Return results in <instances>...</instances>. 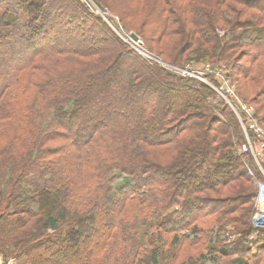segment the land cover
I'll return each instance as SVG.
<instances>
[{"label": "trees", "instance_id": "trees-1", "mask_svg": "<svg viewBox=\"0 0 264 264\" xmlns=\"http://www.w3.org/2000/svg\"><path fill=\"white\" fill-rule=\"evenodd\" d=\"M62 2L75 29L52 0H0L4 258L14 251L19 264H264V230L251 226L257 186L242 162L253 159L239 153L246 140L234 111L217 113L203 83L143 60L79 0ZM133 2L143 5L131 7L134 19L146 13L145 25H154L145 36L162 59L215 69L229 62L228 81L244 104L259 106L264 125V0ZM97 22L106 31L88 47ZM163 86L174 95L154 110ZM116 94L144 109L114 110ZM25 239L38 241L40 254L25 251ZM71 244L81 252L66 262L61 251Z\"/></svg>", "mask_w": 264, "mask_h": 264}, {"label": "rangeland", "instance_id": "rangeland-1", "mask_svg": "<svg viewBox=\"0 0 264 264\" xmlns=\"http://www.w3.org/2000/svg\"><path fill=\"white\" fill-rule=\"evenodd\" d=\"M79 1L81 2V4H83L82 6L84 8V11H85L84 14L85 15L90 16L92 13H94L96 16H98V18L101 19V21L103 23H105L108 30L115 37L121 39L125 44L129 45L137 53V55L140 56L143 60L150 62L152 64L155 63V64L159 65L162 69H164V70H166V71H168V72H170L176 76H180L183 78L196 79V80L200 81L201 83H203L207 88L212 90L214 92V94H213L214 96L213 95L210 96L209 101H210V103L212 102V106H213L214 110H216L217 113L220 112L222 107H228V105L223 100L225 98L222 99L220 97L219 93H217V91H216V89L220 87V84L218 83L219 82L218 79H215L216 75L212 72V73H210L211 74L210 77L206 76V74H207L206 69L208 68L209 65L206 66V64H201V63H196V62H191V61L182 63L181 65H180V63L174 64L173 59L169 58L168 60H164L161 58V56H159L158 49H157L158 46L156 44H154V42L152 40L146 39V36H145V33L147 34V33L154 31V29H153L154 25L153 24L145 25V24H147V21H145V17H144V16H146V13L144 15H142V13H140L134 19L135 13L129 12V11H132L131 7L137 8V6H143L142 4L135 3V2H133V0H113L115 3L112 0H79ZM52 4H53V10L57 11V14L61 15L64 18V20H65L64 25H65L66 29H69V30L75 29L74 26L71 25V23H70V26H68V21L73 23V19H74L73 15H72L73 13L71 11L62 12V10H61V6L63 5L62 0H52ZM131 17H133V18H131ZM103 23L97 22V24H98L97 27L96 26H94V27L88 26V29L91 31L88 32L89 35H86L84 37L85 38L84 43H86L88 47L92 46L93 40H102L101 33L106 31V29L103 27ZM127 24H129V25H127ZM185 31H186L185 33L188 34V26L185 27ZM97 33H100L99 34L100 36ZM220 34L222 35L223 33H220ZM134 35L138 38L137 41L142 42L141 46H138L135 43L136 41H134V39H132L133 38L132 36H134ZM3 60H4V58H3ZM219 65H223V66L226 65L227 66L228 70L224 69L225 73H228V71L231 72V69L229 67V62L228 63L223 62V63H220ZM227 79H228V77H227ZM165 81H166V79L161 77V79L159 81L160 84L156 85V87L160 86V87H158L160 89L161 84L165 83ZM138 84H140V83L136 84L137 88H138ZM167 84H168L167 86L170 85V83H167ZM102 87L103 86L100 85L98 89H95L94 93L95 94H101L103 92ZM164 88L165 89H163L160 92V95H158V97H154L155 98L154 110H158L160 108V106L162 108H165L166 105L169 103L170 96L174 95L171 92H169L166 87H164ZM251 97H249V99ZM96 98H97V96H92L88 100L89 105L91 103V106L92 105L97 106V103H95ZM112 100H113L112 103L114 105V107H113L114 110L120 109V110L128 111V110H143L144 109L141 104L137 106V104H138L137 102L133 103L134 100L127 101L120 94H116V97H114ZM105 101L108 103L109 99L105 100ZM163 102H166V103H163ZM83 104L85 107H87V105H88L87 102H85ZM251 107H253L254 109H255V107L257 109L259 108V106L257 104L255 105V102L251 105ZM229 111L233 112V109L230 108ZM134 112L135 111H133V113ZM258 113L260 114V118L264 119V110H262V112L259 111ZM233 114L235 115L234 117L237 118L236 122L239 123V126H240L239 129L241 128V131L243 132V136H245V140H246V135L243 131L241 121L235 112H233ZM256 117H257V115H256ZM220 119L224 123H227V120H225L224 117L221 116ZM259 126L261 128L263 127V129H264V125H263V123H260V121H259ZM239 153H240V149H239ZM242 162H243L244 168H246L247 173H249V170L251 168H256L255 162L253 161V163H252L250 161V159L243 158ZM205 171H207V170H205ZM249 175H250V173H249ZM258 178H260V175L258 176ZM195 179H197V175L193 174V180H195ZM252 180H253L254 184L256 185V181L253 179V177H252ZM45 212H48V210H46ZM85 222H86V229H87L89 227V222L88 221H85ZM1 223L2 222H0V226L2 225L4 228H9L7 222H5V224L4 223L1 224ZM251 226L253 227L252 222H251ZM91 229L92 228H89V229H87V231L90 232ZM215 229L210 234V236H213L214 233L218 232V229L217 228H215ZM30 240L31 239H27V240L25 239V241L23 240L24 243H23V245L20 243L21 244L20 246L25 247V251H27L30 254H40L39 250L41 248L40 249L35 248L36 247L35 243L38 241H33V240L30 241ZM62 247L63 246H61V248ZM17 248H19V247H17ZM212 248H213V246H212ZM35 249H38V250H35ZM12 250H15V249L12 248ZM13 252L14 251H10L9 257L4 258L3 254L0 251V264H19V262L17 261V258L15 256L11 255V254H13ZM80 252H81V249H80L79 245L71 244V245H68L67 248H65L61 251V257L66 262L75 261ZM208 252L209 251H207V253ZM45 260H46L45 262H49L51 260H56V255L55 256L53 255L51 258L48 257ZM231 261H232V258L228 257V258L224 259L223 261H218L217 263H206V264H230Z\"/></svg>", "mask_w": 264, "mask_h": 264}, {"label": "built area", "instance_id": "built-area-1", "mask_svg": "<svg viewBox=\"0 0 264 264\" xmlns=\"http://www.w3.org/2000/svg\"><path fill=\"white\" fill-rule=\"evenodd\" d=\"M134 41H136L135 43L138 46L142 45L141 41ZM224 69L225 67L221 66L212 70V67L208 66L206 71L213 72L216 75L215 79H218V83L220 84V87L216 91L222 99L225 98L223 99L225 103L237 114L246 135V143L241 147L240 154L250 155L256 165V168L249 170L250 175L254 178L257 185V195L254 201L255 212L251 222L253 227L260 231L264 230V166L262 164V159L264 158V129L259 126L256 110L244 104L238 98L236 86L228 81ZM259 175L260 178H258Z\"/></svg>", "mask_w": 264, "mask_h": 264}, {"label": "water", "instance_id": "water-1", "mask_svg": "<svg viewBox=\"0 0 264 264\" xmlns=\"http://www.w3.org/2000/svg\"><path fill=\"white\" fill-rule=\"evenodd\" d=\"M134 40H137L138 38L134 35L132 36ZM212 70H214V68H212Z\"/></svg>", "mask_w": 264, "mask_h": 264}, {"label": "bare ground", "instance_id": "bare-ground-1", "mask_svg": "<svg viewBox=\"0 0 264 264\" xmlns=\"http://www.w3.org/2000/svg\"><path fill=\"white\" fill-rule=\"evenodd\" d=\"M256 199V198H255ZM255 201V200H254Z\"/></svg>", "mask_w": 264, "mask_h": 264}]
</instances>
